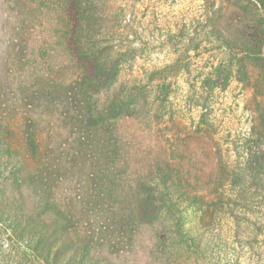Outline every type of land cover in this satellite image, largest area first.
<instances>
[{
	"label": "rangeland",
	"instance_id": "374dc122",
	"mask_svg": "<svg viewBox=\"0 0 264 264\" xmlns=\"http://www.w3.org/2000/svg\"><path fill=\"white\" fill-rule=\"evenodd\" d=\"M75 1L0 0V122L15 129L9 136L15 139L38 133L48 158L61 154L68 162L57 190L63 203L127 201L129 212L137 207L141 223L133 243L96 246L78 264H235L236 257L240 264H264V185L257 190L259 173L251 178L245 170L257 140L264 141V55L242 59V50L254 49L258 40L264 51L255 5L85 0L90 18L84 39L99 58L114 51L107 75L114 62L123 67L120 81L98 94L100 105L129 89L140 96L133 116L110 127L117 132L112 147L99 153L92 150L90 130L65 116L66 109L75 112L88 102L68 91L97 61L75 54L83 38ZM12 180L10 172L0 177V187L16 198L10 208L36 207L35 190ZM239 195L257 196L260 211L239 204ZM8 211L0 207V226L9 224ZM245 217L257 225L238 226ZM180 225L186 234L200 229L199 252L178 248ZM9 235L0 234V264H33L9 245ZM58 247L61 261L82 260L64 238Z\"/></svg>",
	"mask_w": 264,
	"mask_h": 264
},
{
	"label": "trees",
	"instance_id": "16d2710c",
	"mask_svg": "<svg viewBox=\"0 0 264 264\" xmlns=\"http://www.w3.org/2000/svg\"><path fill=\"white\" fill-rule=\"evenodd\" d=\"M251 1L257 9L258 23L264 31V0ZM87 5L85 0H76L75 4L71 5L73 11H78L79 14L80 24L77 33L83 35L74 51L76 55L81 54L92 59L97 48L95 47L94 50L88 39H84L90 18ZM73 33L76 34V31ZM227 46L230 47L228 44ZM262 48L261 40L256 42L254 49L245 47L242 50L244 53L242 59L264 55ZM114 54L113 51L107 58L95 56L97 61L94 62L96 63L93 64L91 61V69L88 68L80 73L74 80L71 90L68 91V93L80 94L84 98H89L85 105H80L78 111H72L71 107L66 109L65 116L75 120L76 126L83 131L90 130L93 152L105 153L104 150L112 147L117 132L113 133L110 127L115 125L116 119L133 116L132 110L140 104V96L134 90L129 89L127 94L116 96L105 108L100 105V99L97 96L102 92L101 90L112 87L120 81L123 67L119 62L113 63L116 69L107 75ZM260 57L264 60L263 56ZM88 85L86 89L85 86ZM14 130L10 125L5 126L0 122V177L10 172L14 180L12 182L19 186L21 183H28L29 187L35 190L34 197L37 199L36 207L20 212L19 209L10 208L14 205L16 198L11 199L7 189L0 187V207L4 210L9 209L8 212L11 215L7 219L9 224L0 226V234L10 232L9 245L16 249L19 255L22 253L24 257L31 259L33 264H58V262L78 264V262L87 261V256L91 258V252L96 246L134 242L137 226L141 223L137 207L129 212L127 208L129 209L131 203L127 201L116 204L101 200L83 201L81 204L63 203L57 190L68 162L64 163L61 154L48 158L44 139L38 133H28L22 139H15L9 137L10 134L14 135ZM257 142V149L248 157L245 170L251 178H255V172L259 173V180H262V183L258 184V188L255 187L258 190L264 185V150L259 147L260 144H264V141L259 138ZM21 147H25V153H21ZM52 151H54L53 148ZM255 188L254 185L250 187L252 190ZM257 195L259 196V193ZM2 196H7L6 201L2 199ZM238 198L237 202L239 201L238 203L242 206L253 211H260L255 209V204L258 202L257 196L256 200L255 196L253 199V195L249 197L250 199L245 195H239ZM260 203L263 204L264 200ZM0 222H2L1 219ZM245 222L252 225L258 223L254 218L245 217V220H239L237 225L240 226ZM182 228L183 225H180V229ZM184 230H181L182 237L177 242L178 248L184 249L186 253L187 251L192 254L199 252L202 244V239L199 237V235L202 236L200 229L197 228V232L193 234L192 229L189 230L187 232L189 235ZM250 232L253 231L250 230ZM61 238H64L69 245L76 246L75 257L81 255L82 260L66 258L63 262L59 259V254H56L59 249L58 244L61 245ZM53 250L56 252L55 255H53ZM190 253L188 254L191 255ZM234 261L235 264H240L241 257H236Z\"/></svg>",
	"mask_w": 264,
	"mask_h": 264
}]
</instances>
